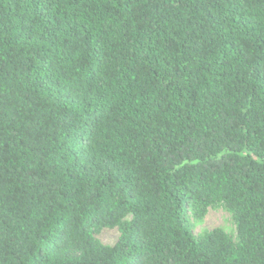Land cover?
Returning <instances> with one entry per match:
<instances>
[{
	"label": "trees",
	"instance_id": "obj_1",
	"mask_svg": "<svg viewBox=\"0 0 264 264\" xmlns=\"http://www.w3.org/2000/svg\"><path fill=\"white\" fill-rule=\"evenodd\" d=\"M0 264H264V0H0Z\"/></svg>",
	"mask_w": 264,
	"mask_h": 264
},
{
	"label": "rangeland",
	"instance_id": "obj_2",
	"mask_svg": "<svg viewBox=\"0 0 264 264\" xmlns=\"http://www.w3.org/2000/svg\"><path fill=\"white\" fill-rule=\"evenodd\" d=\"M191 224L194 236L220 230L231 239L236 238V228L231 215L223 209H209L202 220L191 219ZM95 238L105 246H114L119 239V232L116 229H104L95 235Z\"/></svg>",
	"mask_w": 264,
	"mask_h": 264
}]
</instances>
